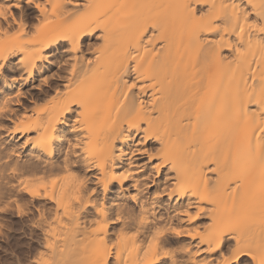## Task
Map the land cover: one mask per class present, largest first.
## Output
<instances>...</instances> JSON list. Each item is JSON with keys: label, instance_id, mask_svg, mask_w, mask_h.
<instances>
[{"label": "bare ground", "instance_id": "1", "mask_svg": "<svg viewBox=\"0 0 264 264\" xmlns=\"http://www.w3.org/2000/svg\"><path fill=\"white\" fill-rule=\"evenodd\" d=\"M39 2L50 3V0ZM207 2L211 5L213 0ZM215 2V11L209 7L194 14L197 0H71V7L61 8L55 16L51 8L46 16L39 13L40 18L52 23L36 35L32 34L33 25L24 29L27 35L23 40L15 36L21 30L19 23L12 34H0V64L6 49L22 42L29 45L24 55L9 66L8 72L24 75L33 65H39L38 77L39 71L48 77L55 74V81L43 90L37 87L33 93V85L23 89L28 103L5 105L0 100V108L8 109L7 115H0V121H8L3 125L8 131L0 130V198L19 202L31 225L42 213L48 215L47 209L53 207L54 200L68 203L69 197L77 194L78 180L87 178L85 170L93 178L100 177V196L92 201H101L95 210L101 213L98 222L93 224L98 218L89 211L70 222L67 228L57 230L68 264H100L106 249L118 236H131L137 229L140 235L136 243L146 248L157 228L189 227L182 219L173 223L169 210L179 209L171 192L161 198L163 203H158L145 195L148 186L143 183L144 177H139V188L132 192L127 191L130 185L121 187L120 179L113 181V177L128 170L130 148L135 147L132 141L137 136L151 137L150 150L154 146L161 160L169 161L163 177L172 179L169 187L177 193H196V199L201 201L205 214L198 222L191 223V227L203 230L199 239L215 240L227 230L230 238L259 254V246L264 243V149L254 139L250 144L247 137L250 126L244 120L237 122L232 118V101L237 93L246 101L249 93L259 92L264 77V49L256 38L250 46L245 43L241 53L221 55L218 48L215 51L203 48L196 33L202 26V15L219 12L220 0ZM16 15L19 17L21 13L17 11ZM206 22L207 17L203 23ZM84 35L91 38L84 41L83 50L73 49V40L77 37L83 40ZM57 43L64 45L58 52H71L70 58L77 65L76 77L71 81L69 73L60 69L63 60L59 56L55 67L45 59L56 54L55 48L53 52L48 49ZM131 56L137 58L136 63ZM21 59H26L27 64H21ZM253 75L255 81L249 78ZM130 76L133 79L144 76L149 85H154L144 92L135 90L138 99L134 109L131 99L125 101L123 95L126 84L132 82ZM43 78L36 80L37 86ZM21 88L15 78H6L0 84L5 100L15 97ZM154 96L157 99L152 103ZM68 106L75 107L71 125L64 120L70 115L64 112ZM58 129L62 131L61 136L56 135ZM41 138L46 139L43 147ZM11 155L16 158L7 163ZM117 167L119 172L114 171ZM30 177H59L60 180L55 187L49 186L47 197L33 198L22 192L20 186L22 179ZM136 183L135 179L131 181V185ZM13 184L16 196H13ZM106 184L115 186L106 188ZM156 192L153 188L151 196L155 197ZM80 194L84 204L78 207L83 208L89 200L83 191ZM137 195L141 197L140 207L133 212L123 201ZM105 198L107 205L103 203ZM5 203L7 200L0 207ZM14 208L15 203L9 212L0 214V225H3L0 245L14 233L13 225L9 226L8 222L19 221L18 213L13 218ZM33 209L40 212L33 216ZM116 216H121V220L117 221ZM161 218L164 224L158 223ZM117 223L119 227L114 226ZM44 231L41 228L33 237V228L28 227L30 250L22 260L36 258L30 254L40 250ZM55 239L57 236H53ZM161 239L178 240L180 243L172 247H180L195 238L168 233ZM49 242L43 240L45 244ZM131 246L130 240L121 241L117 251L126 256ZM139 256L143 257L142 251ZM135 258L134 253L131 259ZM112 259L115 264V255ZM20 261L18 258L17 264Z\"/></svg>", "mask_w": 264, "mask_h": 264}, {"label": "snow or ice", "instance_id": "2", "mask_svg": "<svg viewBox=\"0 0 264 264\" xmlns=\"http://www.w3.org/2000/svg\"><path fill=\"white\" fill-rule=\"evenodd\" d=\"M63 7H71V0H65L61 3V0H50V3H41L39 0H0V34L9 35L12 34V29L16 27L19 23L21 25V30L15 33V36L20 37L21 40L27 35L24 29H29L34 25L33 35L40 33V31L47 25L51 24L52 21L46 18H40L39 13H44L46 16L48 14L49 8H51L52 15L55 16L57 12ZM213 11L216 10L217 4L215 0L211 5L208 4L207 0H197L196 6L193 9V13H199L204 8H209ZM19 11L21 15L18 17L16 12ZM36 12L37 15L33 16L32 13ZM207 17V22L203 23ZM30 18V21H29ZM37 19L41 22L37 23ZM29 21V23H26ZM202 26L198 29L197 35L201 38V46L203 48H209L215 51L217 48L221 55L225 53L231 54L232 52L241 53V50L245 47V43L249 46L251 45L252 39L256 38L264 49V0H220L219 12L216 14L205 13L201 16ZM7 24V27L3 25ZM247 35V41L245 37ZM88 35H84L83 40L79 37L73 40V49L83 50V44L85 40L90 39ZM51 43V42H50ZM29 47L25 42L18 43L12 47L6 49L3 53V63L0 64V84H2L5 79L15 78V83H21L22 88L20 92L16 93L15 97H8L7 100L4 99V91H0V100L3 101L5 105L10 103H15V105H20L21 101L23 103H28L26 98V93L23 89H27L29 85H33L32 92L36 91L39 87L43 90L44 86H47L55 81V74L53 77H48L45 75L44 71H39V77H44L40 81V85H36V80L39 78L37 75L39 65H33L30 71H25L24 75H18L15 71L8 72L10 65H13L14 61L18 57L24 55V49ZM64 45L57 43L52 47H49L48 51L53 52L55 48L57 50L56 54L46 57L48 61L51 62V67H55L57 63V57L63 60L60 64V69L69 73L68 79L71 81L75 79L77 74V65L71 60V52L65 51L62 54L58 52L60 48ZM64 57H69V59H64ZM130 59L133 63H136L137 58L131 56ZM21 64H27L26 59L20 60ZM91 64V61L88 62ZM131 70V65H129ZM140 65L137 64L136 72L139 73ZM51 69H47L50 71ZM7 73V77L6 74ZM27 77V80H25ZM255 81V76L249 77ZM129 79L131 83L126 84L127 91L123 93L125 101L131 99V107L134 109L136 105L135 90L140 89L141 92L146 91L149 87H154V85H149L147 83V78L144 76H137L133 79L131 76ZM15 91V88H13ZM59 92V89H57ZM255 96V98H253ZM156 97L154 96L152 103L156 102ZM233 111L232 118L239 122L244 120L245 124L250 126V130L247 131V137L251 144L253 139L255 143L264 149V77H262V83L258 93H249L248 99L242 101L239 94L233 98ZM141 107H143V102L141 101ZM23 111V109H20ZM8 109L0 108V115H7ZM64 112L69 113L64 117V120L71 125V116L75 115V107L68 106L64 109ZM8 123V121H0V130L7 132L8 129L3 128V125ZM219 121L217 125L219 126ZM134 127H139L135 125ZM67 129H63V132H67ZM78 134V133H76ZM57 136L62 135L60 129L56 132ZM127 139V138H126ZM156 139H159L158 137ZM135 144L134 148H130L131 159L129 160L128 170L125 174L119 177H113L115 179L121 180V187L125 185H130L127 189L128 192H132L139 188L140 180L139 177H144L143 183L148 187L145 190V195L149 200H155L158 203H163L162 197L166 198V194L171 192L172 198L177 201L176 208L170 209V214L173 215V223L176 219H182L183 223H188L189 227L185 228L181 226H167L163 229L157 228L152 238L148 240L147 247H142L139 243H136L138 236L140 235L139 229L132 233L131 236H118L115 243L106 249L104 256L101 258L100 264H114L112 256L115 255V264H256L259 260V264H264V243L259 246V254L250 246H241L239 241L230 238L231 233L227 230L222 231L220 235L215 239H208L207 241L199 239L201 232L203 230H197L191 227L192 222H198V218L205 214V208L200 206V200L196 199V193L189 194L188 191H182L177 193L175 188H170L169 186L173 184L171 178L163 179L165 176V169L167 168L169 161L161 160L160 152L154 146L150 150L149 145L152 144V138L145 136L143 138L137 136L133 141ZM2 143V141H0ZM27 144H31L32 141H27ZM46 143L45 138H41L40 144L43 147ZM77 151L79 150V145L76 146ZM26 150V149H25ZM71 147L69 148V156H71ZM15 155H11L7 163H11L15 159ZM127 159V157H124ZM120 167H123L121 165ZM120 167L114 169V171L119 172ZM151 169V172H149ZM15 172V170H14ZM87 178L78 180V187L76 189V195H71L69 197L68 203L62 204L60 199L53 201V207L47 209L48 215L41 214L39 220H32L31 225L27 223L28 216L27 213L21 207L19 202H14L10 199L0 198V203L7 200V203L3 207H0V214L7 213L11 210V205L15 203V208L13 210V218H16V214L19 216V234L24 236L27 234V229L29 226L33 228V237H35V232L44 228V236L39 245V251L31 253V256H35V259L29 258L26 262L24 260L20 261V264H68V258L65 253V249L60 247V238L58 236V229H64L68 227V224L74 219L79 220L82 215H86L89 211L93 212L97 216V221H93V224L97 223L101 213L95 212L99 208L101 201L97 200L95 203L92 201L100 196V177L93 178L87 170H85ZM135 179L137 183L131 185V181ZM59 177H30L25 178L20 181L21 191L30 194L33 198L35 197H47L49 186L55 187L59 183ZM95 180V184L93 183ZM115 185H105L106 188L114 187ZM67 188V186H64ZM16 185L13 184V196H16L15 192ZM156 188V196L152 197V189ZM91 189V191H89ZM83 191L84 195L88 197L89 203L84 205L83 208L78 207L84 204L83 196L80 194ZM63 195V192H62ZM203 197H201V200ZM133 201L135 203H133ZM140 196H132L131 198L124 200L123 203L130 208L133 212L140 207ZM188 201L187 204L184 202ZM103 203L107 205V199L103 200ZM115 205L112 207L113 214ZM54 209V210H53ZM70 209H75L71 211ZM33 216L36 212H40V209H33ZM103 211V210H101ZM50 217V219H49ZM116 220L120 221L121 216H116ZM47 221V224L44 222ZM64 221V223H60ZM143 219L140 220L141 226L143 225ZM158 223L164 224V218H161ZM51 229L48 230V226ZM119 227V223L114 225ZM3 225H0L2 228ZM168 233L175 237H194L187 245L180 247H172V245H177L180 242L178 240H167L161 239L165 237ZM53 236H57V239L53 240ZM49 240L50 242L45 244L43 240ZM131 241L132 246L127 248L128 255L122 256L120 252L117 251V247L120 245L121 241ZM199 240V242H197ZM159 242V244L157 243ZM163 250H161V247ZM143 252V257L139 256V252ZM194 251V255H193ZM136 254L135 259H131L133 254ZM2 254V250H0ZM48 257L45 259V257ZM15 264V261H14Z\"/></svg>", "mask_w": 264, "mask_h": 264}, {"label": "rangeland", "instance_id": "3", "mask_svg": "<svg viewBox=\"0 0 264 264\" xmlns=\"http://www.w3.org/2000/svg\"><path fill=\"white\" fill-rule=\"evenodd\" d=\"M15 221V222H14ZM17 222V223H16ZM19 221L11 220L8 222L9 226L13 227L14 233L10 236L8 241L0 245V264H17V259L25 257L30 250V242L27 235L19 234Z\"/></svg>", "mask_w": 264, "mask_h": 264}]
</instances>
